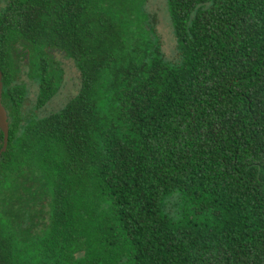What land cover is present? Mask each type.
I'll list each match as a JSON object with an SVG mask.
<instances>
[{"label":"trees","instance_id":"1","mask_svg":"<svg viewBox=\"0 0 264 264\" xmlns=\"http://www.w3.org/2000/svg\"><path fill=\"white\" fill-rule=\"evenodd\" d=\"M146 4L3 0L0 264H264V0H166L174 60ZM53 52L80 87L37 115ZM23 182L49 198L37 236L14 213Z\"/></svg>","mask_w":264,"mask_h":264},{"label":"rangeland","instance_id":"2","mask_svg":"<svg viewBox=\"0 0 264 264\" xmlns=\"http://www.w3.org/2000/svg\"><path fill=\"white\" fill-rule=\"evenodd\" d=\"M2 5L3 0H0V6ZM146 10L148 13L157 15V30L163 43V52L168 60H174L176 42L166 0H147ZM53 55L56 61L60 63V68L62 69L61 87L56 96L43 109L35 111L37 115H43L62 108L78 93L80 87V76L74 62L59 52H54ZM18 81L28 89V98L23 114L25 116L31 115V109H34L37 101L38 85L24 73L19 77ZM26 188H29V191ZM38 188V184L33 182L20 184L16 189H19L18 196L20 199H18L19 202H15L14 208V213L20 217V223L23 224V221L26 220V223L22 226L24 228L27 226L29 234L33 236L42 234L49 222V198L46 194L35 193H40Z\"/></svg>","mask_w":264,"mask_h":264},{"label":"water","instance_id":"3","mask_svg":"<svg viewBox=\"0 0 264 264\" xmlns=\"http://www.w3.org/2000/svg\"><path fill=\"white\" fill-rule=\"evenodd\" d=\"M2 91H3L2 72L0 70V131L3 134V147H2L1 153L5 152L7 148V144H8V137H9L8 114L1 101Z\"/></svg>","mask_w":264,"mask_h":264},{"label":"flooded vegetation","instance_id":"4","mask_svg":"<svg viewBox=\"0 0 264 264\" xmlns=\"http://www.w3.org/2000/svg\"><path fill=\"white\" fill-rule=\"evenodd\" d=\"M54 53V52H53ZM54 56V55H53ZM55 58V57H54Z\"/></svg>","mask_w":264,"mask_h":264}]
</instances>
